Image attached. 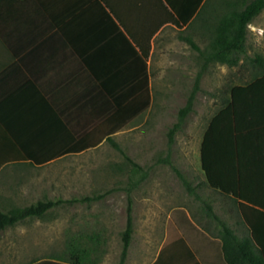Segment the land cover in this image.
<instances>
[{"label":"rangeland","instance_id":"obj_1","mask_svg":"<svg viewBox=\"0 0 264 264\" xmlns=\"http://www.w3.org/2000/svg\"><path fill=\"white\" fill-rule=\"evenodd\" d=\"M218 13V17H222L227 12L221 9ZM171 36L172 45L164 47V55L160 56L163 60L161 72L153 77L151 105L142 116L114 136L124 151L147 172L139 185L128 190L132 166L107 140L95 148L62 156L42 166L13 165L19 174L13 175L10 183L27 186L19 191L21 205L45 198L102 196L91 203H64L50 210L51 216L47 219L22 222L8 229L11 233H1L0 246H16L17 254L12 255L20 262L64 253L68 257L71 241L68 235L82 231L104 236L98 240V248L92 254L93 262L118 264L121 233L126 228L128 207L131 206L135 247L146 243L140 263L148 264L165 237L172 209L184 207L194 216L206 215L202 201L186 190L173 166L193 185L199 183L202 198L213 204L214 211L222 219L232 224L236 208L231 199L204 185L200 146L210 119L225 102L228 89L234 84L253 80L257 74V64L251 58L257 54L264 56V10L250 24L246 53L235 67L210 63L204 68L199 50L181 40L179 33ZM192 37L200 49H206L208 36L203 38L198 33ZM157 66V60H154L152 69L156 71ZM200 72V89L193 111L171 141L169 131L179 121V111L186 105ZM140 173L133 180H137ZM9 178L1 175L0 185L9 183ZM149 236L156 239L154 243L146 242ZM81 240L93 245L88 238ZM91 260L85 264H94ZM129 264L137 263L131 260Z\"/></svg>","mask_w":264,"mask_h":264},{"label":"trees","instance_id":"obj_2","mask_svg":"<svg viewBox=\"0 0 264 264\" xmlns=\"http://www.w3.org/2000/svg\"><path fill=\"white\" fill-rule=\"evenodd\" d=\"M225 1L229 12L219 17L215 23L206 49H200L191 38H185L193 48L199 50L200 58L204 60V68L210 63L237 66L246 53L248 26L264 10V0ZM14 2L15 0H0V167L11 163L44 165L62 156L95 148L103 140H107L132 166L128 189L130 191L148 174L116 142L114 135L144 114L150 106L152 96L148 77L145 80L146 88L140 90L141 93L137 95L109 94L108 97L116 98L117 109L106 113V116L98 114L97 124L90 127L78 128L68 125L59 119L58 112L51 110L44 111V114L42 108H39L41 106L36 104L33 109L29 108L26 104L25 83H21L18 76L23 70L15 58L24 54L27 48L20 42L17 46L11 43ZM189 18L190 16H187L183 22L175 23L184 25ZM19 20L21 21V16ZM54 22L57 25V19ZM35 32V40L37 37H43L42 30L38 29ZM19 37L20 40L24 39L21 34ZM139 48L143 60H147L150 44L147 43L145 47L140 45ZM42 49L43 45L39 43L33 49V54H40ZM251 60L257 64L256 76L249 82L234 84L228 89L223 106L210 119L203 134L200 161L205 176L204 185L237 203L245 223L252 232L250 240L255 244L259 255L251 252L249 245L238 239L233 229L213 210V205L202 198L199 194L201 185L199 183L193 185L173 166L186 190L202 201L206 215L212 217L220 227L223 251L228 264H236L237 250L252 264H264V56L257 54ZM201 74L200 72L196 78L186 105L179 111V121L169 131L171 141L186 117L193 111L196 94L200 89ZM164 161L169 163L168 160ZM139 172L141 176L133 180ZM99 197L102 196L45 198L24 207L0 210V230L26 218H42L61 203L72 204L77 201L91 203ZM131 212L132 207L129 206L126 228L121 233L122 249L118 264H125L132 240L134 224ZM171 225L177 226L184 237L189 235L191 228H195L186 210L181 207L172 210ZM81 232L70 237L68 257L64 256V253L52 258L62 260L66 264H85L91 260L94 250L98 248V240L104 236L99 233ZM83 238H88L93 245L84 244L81 240ZM93 263L96 264L95 261Z\"/></svg>","mask_w":264,"mask_h":264},{"label":"crops","instance_id":"obj_3","mask_svg":"<svg viewBox=\"0 0 264 264\" xmlns=\"http://www.w3.org/2000/svg\"><path fill=\"white\" fill-rule=\"evenodd\" d=\"M14 5L11 43L17 46L20 42L27 48L24 54L15 57L23 70L18 76L21 83H25L26 104L32 109L35 104L41 106L39 108H42L43 113L54 110L60 114V120L75 127L97 124L98 114L106 116V113L117 109L116 98L108 97L109 94L137 95L146 88L147 77L152 96L153 77L161 72L163 60L160 56L164 55V47L172 45L171 35L179 33L181 40L191 38L195 42L192 36L199 33L203 38L208 36L210 42L211 32L219 19L218 10L229 12L225 0H15ZM187 16L190 18L186 24L175 23L183 22ZM56 19L57 25L54 22ZM38 29L43 31V37L35 40V31ZM19 34L24 36L21 39L23 42ZM39 43L43 45L41 53L33 54V49ZM147 43L150 44V53L147 60H143L139 47H145ZM154 60L158 63L156 71L152 69ZM46 118L49 119L48 116ZM13 165L17 164L0 167V176H10L9 183L0 185V210L3 211L37 202L31 201L25 205L19 203V191L25 186L18 187L17 182L10 183L12 176L19 174ZM231 201L236 208L232 224L219 217L233 229L238 239L249 245L251 252L259 255L250 240L252 232L237 203ZM184 209L195 228H191L189 235L184 237L177 226L171 225L170 213L165 237L148 264H228L217 222L208 215L194 216ZM50 216L49 210L42 218H26L1 229L0 234L11 233L8 229L22 222ZM135 235L134 226L125 264L131 260L142 264L141 255L145 252L146 243L135 247ZM155 240L149 236L146 242L154 243ZM12 254H17L16 246H0V264H66L50 256L20 262ZM235 258L236 264H252L243 258L239 250Z\"/></svg>","mask_w":264,"mask_h":264}]
</instances>
